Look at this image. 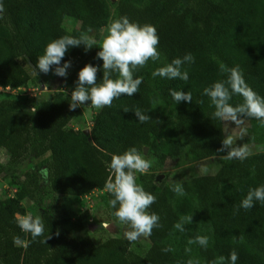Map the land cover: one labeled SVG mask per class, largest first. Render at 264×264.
I'll return each instance as SVG.
<instances>
[{"label":"trees","instance_id":"16d2710c","mask_svg":"<svg viewBox=\"0 0 264 264\" xmlns=\"http://www.w3.org/2000/svg\"><path fill=\"white\" fill-rule=\"evenodd\" d=\"M114 16L151 24L159 37L162 63L147 62L133 70L134 78L142 77L137 93L122 94L110 107L97 109L89 128L81 123L78 129L69 127L80 109L69 108L71 95L52 92L40 101L0 100V151L6 158L0 174L11 178L17 189L14 197L0 200V264H187L189 260L181 259L170 245L180 232L174 224L186 216L211 229L207 247L193 244L197 256L190 260L214 264L224 257L228 264L227 257L235 250L236 264H264V203L249 210L239 207L249 188L264 184V153L225 164L214 175L192 179L191 185L180 183L185 191L181 198H174L168 186L157 185L153 173L136 175V182L156 197L147 211L159 216V227L147 237L159 249L150 260L131 250L132 242L125 238L94 243L84 224L88 212L72 219L57 209L61 198L104 191L105 211L116 220L109 205L112 196L105 189L110 176L107 165L112 154L130 147L141 151L152 142V151L158 143L171 142L169 155L176 156L179 138L193 161L223 156V120L213 118L214 106L202 95L205 87L226 79L222 69L239 66L246 84L264 97V0H118ZM108 17L104 0H0V92L34 84L27 69L35 73L37 58L49 42L64 35L80 39L97 33ZM66 21L77 24L78 30L67 32ZM98 51L95 45L87 51L83 45L72 47L61 64L70 61L69 69L83 62L101 67ZM187 53L194 62L182 66L188 72L186 82L153 78L155 69ZM37 74L53 72L37 70ZM102 75V70L97 72V82ZM170 89L190 92L192 101L176 104ZM242 102L239 95L230 100L233 106ZM160 108L173 113L169 132ZM137 109L150 119L138 122L133 113ZM236 123L245 143L264 145V125L258 120L240 116ZM25 160H32L35 174L24 167ZM37 179L45 186L39 188ZM41 194L50 197L47 210ZM36 198L44 234L33 240L21 232L15 218L26 213L21 201ZM198 235L192 231L186 237ZM17 237L20 243H14ZM166 248L172 251H163Z\"/></svg>","mask_w":264,"mask_h":264},{"label":"clouds","instance_id":"9594fccd","mask_svg":"<svg viewBox=\"0 0 264 264\" xmlns=\"http://www.w3.org/2000/svg\"><path fill=\"white\" fill-rule=\"evenodd\" d=\"M158 43L159 37L153 25L130 22L127 17L122 16L108 23L106 34L100 41L87 36L77 39L69 35L52 40L45 46L43 55L37 58L33 70L36 74L37 70L44 74L51 70L58 77H66L71 62L66 60L63 64L61 62L68 50L83 45L87 51L93 45H97L99 51L96 53V59L102 60V66L85 64L78 71L69 108L74 110L82 105L90 104L94 108L102 109L106 106L110 107L113 100L119 99L122 94L131 97L138 92L142 77L134 78L133 70L143 67L149 60L153 62L159 60ZM193 62V55L187 53L182 58H174L170 63L155 69L152 76L186 82L189 76L187 71L181 70L182 66ZM101 70L102 79L97 82V72ZM222 71L226 72V79L212 83L202 92V95L207 96L211 105L214 106L213 118L238 122V117L246 116L264 125V97L259 96L246 84L239 66L222 69ZM169 95L176 104L181 101H192L190 92L170 89ZM233 95L242 97L243 102L233 106L230 103ZM133 113L140 123L150 119L138 109ZM248 154L247 148L240 146L231 148L227 152V158L243 161ZM107 166L110 176L105 183V189L112 196L109 201L110 207L114 210L112 215L130 229L124 233V238L128 242H133L141 236L150 235L154 227H159V216L154 212L149 214L147 211L155 203L156 197L146 192L136 182V174H144L150 167L149 161L136 147H130L121 154H112ZM171 190L178 196L185 195L184 188L179 183L175 184ZM257 203H264V184L249 188L239 207L249 210ZM15 219L21 232L30 234L33 240L44 234V224L39 215H18ZM191 222L192 216L181 217L174 227L183 232L184 225ZM14 243H20L19 237L14 238ZM188 243L206 248L208 238L198 235L189 239ZM163 251L170 252L172 249L166 248ZM237 260L238 254L235 250L231 251L227 257L228 264H236ZM224 261V257H219L214 264H224ZM187 264H198V262L189 260Z\"/></svg>","mask_w":264,"mask_h":264},{"label":"rangeland","instance_id":"374dc122","mask_svg":"<svg viewBox=\"0 0 264 264\" xmlns=\"http://www.w3.org/2000/svg\"><path fill=\"white\" fill-rule=\"evenodd\" d=\"M118 0H104L108 7L109 17L106 25L101 28L97 33L85 35L91 37L97 41L102 40L103 35L106 34V27L111 20L115 19L114 16V6ZM64 29L71 33L78 30V25L66 21L63 24ZM97 47V45H95ZM148 62L154 66L155 63L161 64V58L156 62L149 60ZM83 62L80 66L74 69L67 70L66 77H58L54 74L49 75H38L32 72L29 68L28 73L35 80L33 85H29L27 88H21L20 91H10L5 90L0 92V100L4 99H18L24 102H30V100H44L52 92H59L66 95H71L72 90L75 87V81L77 80L78 71L85 65ZM29 106V105H28ZM27 106V107H28ZM159 107H162L159 104ZM97 110V108L90 106H81L79 112L70 124L69 127L78 129L81 123H84L85 128H89L91 124L92 115ZM165 119V125L167 131H170V124L174 122L173 113L169 110H164L160 108ZM224 124V134H225V145L226 152L223 156L212 157L203 161H193L191 159V153L187 145H185L179 138H177V143L179 146V153L176 156H170L169 153L172 148L171 142H166L165 145L158 143V148L151 151V144L143 147L141 154L150 163L149 169L145 173H153L155 177V182L157 185H166L172 189V187L177 183H186L191 185L192 179L200 176H209L216 174L220 168L228 163L237 161L239 159H228L227 152L231 148L236 147H246L248 150V156L256 153H264V145L247 144L243 141L242 135L239 131V124L231 120H223ZM230 141V144H229ZM163 156V159L161 157ZM24 167L27 166L32 174L35 171L32 168V160H25ZM6 158L3 151H0V169L5 168ZM31 166V167H30ZM4 174H0V200L14 197L17 189L15 186L11 185V178H4ZM137 173L136 175H138ZM38 181V179H37ZM44 181H38L39 188L44 187ZM39 197L45 198L44 210L49 208L50 197L46 194L38 195ZM174 198H181V196L176 195ZM61 206L58 207L59 211H63L66 216L72 219L77 218L79 215L85 211L89 213V220L84 222L85 226L88 228L90 237L92 241L96 244L109 238H124V233L130 229L124 223L119 222L117 219L113 220L108 217L105 211V196L104 191L93 192L87 197L73 198L64 197L61 198ZM21 205L25 209V215L31 214L32 216L41 215V208L39 209L37 198L36 200L24 199L21 201ZM104 225H109V227H104ZM185 230L183 232H178L173 235L170 240V245L173 247L174 252L183 260H190L197 256L196 250L193 244L188 243V238L186 237L188 232H196L200 236H206L208 242L211 240V229L210 227L200 220H193L189 224H185ZM23 245V244H18ZM159 249V244L157 242L151 241L147 236H141L136 241L132 242L131 250L140 255H143L146 259H152L157 250ZM190 249V251H186Z\"/></svg>","mask_w":264,"mask_h":264},{"label":"water","instance_id":"95a60500","mask_svg":"<svg viewBox=\"0 0 264 264\" xmlns=\"http://www.w3.org/2000/svg\"><path fill=\"white\" fill-rule=\"evenodd\" d=\"M84 134H87V131H84Z\"/></svg>","mask_w":264,"mask_h":264}]
</instances>
